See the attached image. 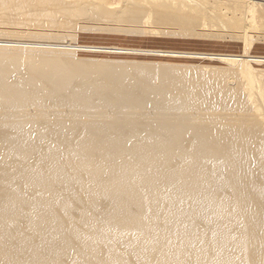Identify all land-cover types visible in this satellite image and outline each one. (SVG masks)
<instances>
[{"label":"bare ground","instance_id":"6f19581e","mask_svg":"<svg viewBox=\"0 0 264 264\" xmlns=\"http://www.w3.org/2000/svg\"><path fill=\"white\" fill-rule=\"evenodd\" d=\"M80 18L225 31L243 51L143 49L222 66L84 59L74 50H138L27 30L70 32ZM255 36L264 39V0H0V264H264Z\"/></svg>","mask_w":264,"mask_h":264},{"label":"rangeland","instance_id":"374dc122","mask_svg":"<svg viewBox=\"0 0 264 264\" xmlns=\"http://www.w3.org/2000/svg\"><path fill=\"white\" fill-rule=\"evenodd\" d=\"M80 19H81V21H80ZM80 19H77L79 22H81L80 24H79V22L77 21V26H82V27H79V28H77L76 29V27H75V29L78 31V30H80L81 28H86V29H81V31H76L75 32V29H74V27L73 28H70V32H69V28H56V29H53V30H51V29H38V28H33V27H28L27 28V30H29V31H35V32H37V31H43V32H45V33H49V32H51V33H57V34H59V36L58 37H56V39H58L57 41H59V43H60V41L62 42L61 44H71V45H91V43H93L92 44V46H119V47H124V46H128V47H125V48H132V49H137L138 51H133L134 53H135V55H133L132 53L133 52H131V54H130V56L132 57H130L129 56V53L127 54V53H118L119 54V56H118V54L116 53V52H102V53H104L103 55H102V53H101V51L98 53L97 51H95L96 53V55H97V57H96V55L94 54V51L92 52H88V51H81L80 49V51L78 50V52L80 53V54H77L76 52H77V50H74V54H75V56L76 57H78V58H84V59H103V60H121V61H130V60H132V61H141V62H145L147 59H149V60H147V62L149 61H151V62H153V63H155L156 61L157 62H162V61H164V63H173V64H184V62H186L185 64H189V65H212V63L215 65V66H222V65H220V64H223L222 63V61L221 62H219L220 60L218 59V60H216L215 58H212L211 60L209 59V60H206V59H203V60H200V58L199 59H197V57L195 58H191V57H184V59L182 58V57H171V56H167V57H165L164 55L163 56H157V54L158 55H160L159 53H157V52H155L156 50H172V51H186V52H198V53H216V52H219V53H221V54H240V53H242L241 51H243V44L241 43V41L240 42H238L239 40H237V39H234V41H233V38H232V40H231V38H230V36L228 37V35H227V33L225 32V31H213L214 33H210L211 34V36H212V34H213V37H210V34H209V37L211 38H209V37H207V38H209V40H207V38H206V36L208 35H206V34H204L205 36H201V38H203V39H201V38H199L198 37V34L197 35H195L196 37H198L199 39H197L196 37H194V35H192L191 34V36H193V38H191V36H189L188 34H184V33H181V32H179L178 30H177V28L176 27H168V28H166V30H164L163 31V28H161V27H157V26H155V25H151V27L149 26V27H146V29H147V31H146V29L145 28H143V29H141V28H139V30H138V28L137 27H135V26H132V25H130V26H128L129 24H127V23H123V24H116L115 22H110V21H107L108 23H104V22H106V21H100V22H103L102 24L99 22V21H96V20H88V23H87V19H83V18H80ZM82 19L84 20V21H82ZM86 20V21H85ZM95 22V23H94ZM97 22V23H96ZM115 23V24H114ZM119 23V22H118ZM6 25V24H5ZM115 25V26H114ZM128 27H127V26ZM4 25H2V27H3ZM6 26H9V24L8 25H6ZM6 26H4L5 28H7L8 30H12V31H19L20 30V28H15L13 25L11 26V24H10V26L9 27H6ZM124 26V27H123ZM98 27H100V30H97V29H99ZM109 27V28H108ZM119 27H120V29H119ZM33 28V29H32ZM54 28V27H53ZM103 28V30H101ZM107 28H108V30H107ZM125 28H127L126 30L128 31V29H129V32L130 33H128V35L126 34L127 32L125 31V33L123 32L124 30H125ZM132 28V29H131ZM151 28V30H154V37L152 36V33H153V31H151V32H148L149 31V29ZM172 28V29H171ZM16 29V30H15ZM38 29V30H37ZM59 29V30H58ZM64 29H65V31H64ZM113 29V30H112ZM134 29H136V31L134 30ZM142 31H141V30ZM168 29H169V31H168ZM58 30V31H57ZM72 30V31H71ZM74 30V31H73ZM85 30H86V32H85ZM104 30H106L105 32H104ZM120 30V32L121 33H123V35L125 34V35H127L128 36V38H129V40H128V38H127V36L125 37H123V35L121 34V33H119L118 31ZM122 30V31H121ZM157 30H161V34H164V35H162V36H165V35H167L168 37L170 36V37H172L171 35H173L174 33H178V35L177 36H180V38L179 37H177V38H175V35L176 34H174L173 36H174V40H173V37L171 38V39H169V38H167V37H164L165 39H167V40H164V38H162V36H160L159 37V34H158V32H157ZM56 31V32H55ZM82 31H84L85 33H83ZM87 31H89L88 33H87ZM115 31H116V33H115ZM135 31L136 33H133V32ZM173 31V32H172ZM64 32H66L65 33V35H67V36H65V35H63V33ZM91 32H94L93 33V35L94 34H97V37H96V35H95V38H99V39H97L98 40V42H97V40L96 39H94V37H93V35L91 36ZM104 32V33H103ZM106 32H108L107 33V36H106ZM119 34H118V33ZM144 32V33H143ZM149 34H148V33ZM156 32H157V34H158V37H157V34H156ZM168 32H170V34L171 35H168ZM172 32V33H171ZM216 32H217V34H218V36H216L217 34H216ZM89 33H90V35H89ZM105 35H103V34ZM143 33V35H141ZM167 33V34H166ZM219 33H221V34H226L227 36H225V38H223L224 36H219L220 34ZM68 34H69V36H70V40L68 39L69 38V36H68ZM72 34H74V36L72 35ZM81 35L80 36V40L78 39V36L79 35ZM109 34V35H108ZM129 34H132V35H129ZM134 34H136V35H134ZM141 35V36H139V35ZM144 34H147V35H144ZM151 34V35H150ZM156 34V35H155ZM160 34V35H161ZM215 34V35H214ZM71 35H72V38H71ZM103 35V36H102ZM110 35L113 37H110ZM82 36H84L83 38H82ZM89 36V37H88ZM122 37L121 39H119L120 37ZM130 36H133V37H130ZM135 36V37H134ZM137 36V37H136ZM147 36V37H146ZM152 36V37H151ZM188 36H189V38H188ZM218 37L219 39L220 38H223V39H225V40H223V41H225V42H223L222 41V39H221V41L218 39V41L216 40L217 38L216 37ZM258 36V35H257ZM257 36H255L254 37V42H253V44L251 45V47L252 48H250V53L249 54H251L252 52V54L251 55H256L257 54V56H264V39L262 38V37H260V41H259V38L257 37ZM109 38V40H108V38ZM116 37V38H115ZM151 37V38H150ZM185 37H187V38H185ZM91 38V39H90ZM100 38H102V40H106V43L103 41L102 43L100 42V41H102ZM137 38V39H136ZM141 38H143V39H141ZM148 40H147V39ZM160 38V39H159ZM181 38H183V39H181ZM228 38V39H227ZM34 39H36L35 40V42H43V40H45V38L43 37H38V38H34ZM48 39V40H47ZM52 39V38H51ZM49 37L47 38L46 37V40L47 41H45V42H48V43H55L56 41H55V39L53 38V40L55 41H53V40H51ZM71 39H76L75 40V43H74V41L73 40H71ZM84 39V40H83ZM89 39V40H88ZM112 39V40H111ZM124 39H127V40H124ZM141 39V40H140ZM151 39V40H150ZM159 39V40H158ZM197 39V40H196ZM213 39V40H212ZM33 39L31 38L30 40L29 39H26L25 41H32ZM50 40L52 41V42H50ZM80 42H79V41ZM92 40V41H91ZM122 40V41H121ZM134 41L135 40V42H132V41ZM139 40V41H138ZM144 40V41H143ZM156 40V41H155ZM161 40V41H160ZM168 40H169V42H168ZM172 40H173V42H172ZM178 40V41H177ZM191 40V41H190ZM34 41V40H33ZM86 43H85V42ZM89 41V42H88ZM96 42L95 44H98V45H95L94 44V42ZM112 41H114L113 43H112ZM119 41V42H118ZM123 43H121V42ZM128 43H127V42ZM142 41V42H141ZM150 41V42H149ZM177 41V42H176ZM228 41V42H227ZM259 41V42H258ZM77 42H79V43H77ZM110 42V43H109ZM126 42V44H124ZM146 42V43H145ZM148 42L150 43V44H148ZM158 42V43H157ZM168 42V43H167ZM183 42V43H182ZM194 42V43H193ZM207 42H208V44H207ZM215 42V43H214ZM227 42V43H226ZM257 42V43H256ZM263 42V43H262ZM58 43V42H57ZM81 43H83V44H81ZM99 43H101V44H99ZM105 45H104V44ZM118 43H120V44H122L121 46H120V44H118ZM129 43H130V45H131V47L129 46ZM138 43V44H137ZM142 43V44H141ZM156 43V46L154 45ZM196 43V44H195ZM212 43V44H211ZM221 43V44H220ZM226 43V44H225ZM241 43V44H240ZM259 43V44H258ZM112 44V45H111ZM114 44V45H113ZM141 44V45H140ZM144 44V46H142ZM146 44V45H145ZM174 44V45H173ZM206 44V45H205ZM211 44V45H210ZM215 44V45H214ZM223 44V45H222ZM238 44V45H237ZM124 45V46H123ZM165 45V46H164ZM171 46L170 48H169V46ZM257 47H256V46ZM135 46V47H134ZM142 46V47H141ZM163 48H162V47ZM168 46V47H167ZM226 46V47H225ZM240 46H242V47H240ZM144 47V48H143ZM147 47V48H146ZM159 47V48H158ZM191 47V48H190ZM194 47V48H193ZM204 47V48H203ZM206 47V48H205ZM223 47V48H222ZM231 47H232V49H231ZM256 47V48H255ZM151 48H153V49H151ZM155 48H158V49H155ZM173 48V49H172ZM189 48V49H188ZM218 48V49H217ZM229 50H231V51H229ZM237 48V49H236ZM241 48V49H240ZM142 49V50H141ZM143 49H149V50H155V51H150V53H156V54H149L148 52H146V51H144ZM174 49H176V50H174ZM178 49V50H177ZM182 49V50H181ZM223 49V50H222ZM239 49V50H238ZM139 50H140V53H138L139 52ZM190 50V51H189ZM241 50V51H240ZM253 50V51H252ZM257 50V51H256ZM259 50V51H258ZM260 50H261V52H260ZM205 51V52H204ZM209 51V52H208ZM211 51V52H210ZM215 51V52H214ZM223 51H224V53H223ZM256 51V52H255ZM82 52V53H81ZM86 54H84V53ZM92 53L91 55L90 54H88V53ZM141 52H143L142 54H141ZM226 52V53H225ZM232 52V53H231ZM239 52V53H238ZM98 53V54H97ZM113 53H116L117 54V56H116V54L115 55H113ZM136 53L137 54H140V57H138L139 55H136ZM148 54V55H146V54ZM99 54H101V55H99ZM121 54H123V55H126V57L124 56L123 57V55L121 56ZM143 54H145V55H143ZM83 55V56H82ZM107 55V56H106ZM152 55H153V57H155V58H153L152 57ZM86 56V57H85ZM89 56H92V57H89ZM111 56V57H110ZM137 56V57H136ZM144 56V57H143ZM150 56V57H149ZM101 57V58H100ZM103 57V58H102ZM106 57H108L107 59H106ZM109 57H110V59H109ZM113 57V58H112ZM119 57H121V58H119ZM127 57H128V59H127ZM136 57V58H135ZM159 57V58H158ZM163 57L165 58V59H163ZM125 58V59H124ZM145 58H147V59H145ZM157 58V59H156ZM161 58V59H160ZM167 58V59H166ZM172 58V59H171ZM179 58L180 59H182V60H179ZM144 59V60H143ZM169 59H170V61H169ZM176 59V60H175ZM213 59H215V60H213ZM160 60H162V61H160ZM167 60V61H166ZM184 60H186V61H184ZM189 60V61H188ZM169 61V62H168ZM175 61H177V62H175ZM198 61V62H197ZM204 63H203V62ZM206 61V62H205ZM210 62V64H209V62ZM193 62V63H192ZM197 62V63H196ZM219 62V63H218Z\"/></svg>","mask_w":264,"mask_h":264}]
</instances>
